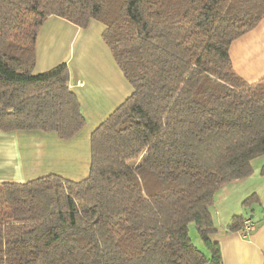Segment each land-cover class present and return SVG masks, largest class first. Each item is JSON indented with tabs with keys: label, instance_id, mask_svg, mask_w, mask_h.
I'll return each mask as SVG.
<instances>
[{
	"label": "trees",
	"instance_id": "obj_1",
	"mask_svg": "<svg viewBox=\"0 0 264 264\" xmlns=\"http://www.w3.org/2000/svg\"><path fill=\"white\" fill-rule=\"evenodd\" d=\"M50 16L99 21L132 92L92 130L86 177L0 182V264H223L216 194L264 154V78L240 77L229 48L264 0H0V131L86 124L68 65L34 72Z\"/></svg>",
	"mask_w": 264,
	"mask_h": 264
},
{
	"label": "crops",
	"instance_id": "obj_2",
	"mask_svg": "<svg viewBox=\"0 0 264 264\" xmlns=\"http://www.w3.org/2000/svg\"><path fill=\"white\" fill-rule=\"evenodd\" d=\"M103 26L91 20L79 27L57 16L48 17L38 30L34 72L65 62L69 87L76 94L85 126L68 139L53 131H0V182L22 183L49 173L80 180L90 164V134L131 92L104 43ZM235 72L247 82L264 78V17L230 45ZM264 154L251 161L252 173L223 186L216 194L212 235L220 243L223 264H264ZM251 195L257 205L249 217L254 228L247 234L227 231L233 217L244 215L242 202ZM244 220L249 219L248 215Z\"/></svg>",
	"mask_w": 264,
	"mask_h": 264
},
{
	"label": "rangeland",
	"instance_id": "obj_3",
	"mask_svg": "<svg viewBox=\"0 0 264 264\" xmlns=\"http://www.w3.org/2000/svg\"><path fill=\"white\" fill-rule=\"evenodd\" d=\"M190 237H191L192 241L194 242V244H196V246H198L199 248L204 249L203 248V244L200 241L193 224H190Z\"/></svg>",
	"mask_w": 264,
	"mask_h": 264
},
{
	"label": "built area",
	"instance_id": "obj_4",
	"mask_svg": "<svg viewBox=\"0 0 264 264\" xmlns=\"http://www.w3.org/2000/svg\"><path fill=\"white\" fill-rule=\"evenodd\" d=\"M254 228V223L251 219H247L243 221V232L242 234L246 235L249 231H251Z\"/></svg>",
	"mask_w": 264,
	"mask_h": 264
}]
</instances>
